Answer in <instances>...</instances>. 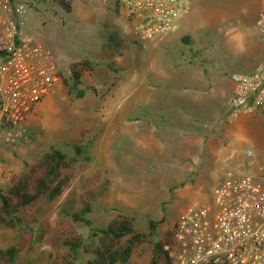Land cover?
<instances>
[{
	"label": "rangeland",
	"instance_id": "rangeland-1",
	"mask_svg": "<svg viewBox=\"0 0 264 264\" xmlns=\"http://www.w3.org/2000/svg\"><path fill=\"white\" fill-rule=\"evenodd\" d=\"M24 2L21 25L51 47L62 78L29 114L23 140L2 146L0 189L11 187L50 146L65 152L69 165L61 192L37 204L27 221L17 227L0 221V248L17 246L10 264H57V253L68 254L73 264H149V241L134 245L123 263L118 253L125 238L118 244L93 235L95 230L127 217L136 230L146 233L148 219H163L155 235L161 238L181 211L194 204L211 205L221 180L231 176L227 172L212 175L209 168L203 170L204 176H169L136 167L131 81L140 45L117 0H72L70 12L53 0ZM255 5L256 0L248 1V14L241 20H247L248 28L258 35ZM214 6L221 7V0L192 1L196 26L209 23L208 10ZM191 33L198 41L200 29L194 27ZM82 57L94 61L95 67L84 73L79 86L84 93L78 97L68 89V65ZM74 146L82 151L76 154ZM250 149L252 153L243 152L246 165L240 173L263 178L264 154ZM73 212L83 214L90 224L72 220ZM69 227L83 239V247L74 252L63 244Z\"/></svg>",
	"mask_w": 264,
	"mask_h": 264
},
{
	"label": "crops",
	"instance_id": "crops-1",
	"mask_svg": "<svg viewBox=\"0 0 264 264\" xmlns=\"http://www.w3.org/2000/svg\"><path fill=\"white\" fill-rule=\"evenodd\" d=\"M248 1L221 0V7L208 10L211 19L202 26L191 18V8L174 30L151 38L136 33L118 2L140 45L131 81L133 150L139 169L204 176L209 168L212 175L238 177L246 165L243 152L252 153V147L264 154L260 112L245 109L228 117L231 74L250 72L264 59V42L241 20L248 14ZM194 27L200 29L198 41L191 35Z\"/></svg>",
	"mask_w": 264,
	"mask_h": 264
},
{
	"label": "built area",
	"instance_id": "built-area-1",
	"mask_svg": "<svg viewBox=\"0 0 264 264\" xmlns=\"http://www.w3.org/2000/svg\"><path fill=\"white\" fill-rule=\"evenodd\" d=\"M254 29L264 42V0ZM141 38L163 36L191 9V0H117ZM24 0H0V153L28 127V116L61 81L50 46L23 29ZM228 117L258 110L264 118V59L233 72ZM171 264H264V177L224 178L211 205L194 204L174 226Z\"/></svg>",
	"mask_w": 264,
	"mask_h": 264
},
{
	"label": "trees",
	"instance_id": "trees-1",
	"mask_svg": "<svg viewBox=\"0 0 264 264\" xmlns=\"http://www.w3.org/2000/svg\"><path fill=\"white\" fill-rule=\"evenodd\" d=\"M66 12L71 11V0H53ZM186 39V38H185ZM95 63L89 58L82 57L73 60L68 65V89L74 91L76 96L81 97L84 91L79 88L82 84L84 73L94 70ZM61 75V73H60ZM62 78V76H61ZM66 82V80H65ZM23 140V137L20 138ZM76 154L82 149L74 146ZM69 165L66 153L62 150L50 146L40 157L30 164L26 171L17 177L13 185L5 190L0 189V221L10 227H17L27 221L28 213L39 203L53 198L61 192L64 183L63 174ZM87 211L83 209L82 212ZM72 220L83 222L86 225L90 221L81 213L70 214ZM163 219H148V231L136 230L132 220L127 217H119L107 224L105 227L97 228L93 235L106 236L114 242L120 244V240L125 238V243L121 246L118 256L122 262H126L134 245L143 241L151 244V259L149 264H171L169 256L170 244L173 237V227L164 231L161 238H155L158 225ZM63 244L74 252L83 247L82 237L75 232L73 227H69L63 237ZM17 246L6 249L0 248V264H10L17 251ZM114 254H116L114 252ZM57 264H73L66 253H57Z\"/></svg>",
	"mask_w": 264,
	"mask_h": 264
}]
</instances>
